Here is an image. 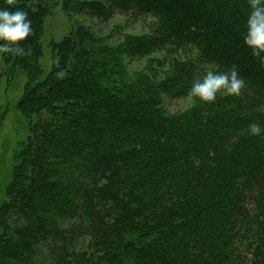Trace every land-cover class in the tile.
<instances>
[{
    "label": "trees",
    "instance_id": "16d2710c",
    "mask_svg": "<svg viewBox=\"0 0 264 264\" xmlns=\"http://www.w3.org/2000/svg\"><path fill=\"white\" fill-rule=\"evenodd\" d=\"M57 4L0 0L33 29L20 42L30 54H0L26 79L0 264H264V136L249 132L264 128V67L243 42L248 0H62L68 16L119 15L147 33L113 45L78 25L50 43L43 74L41 33ZM158 53L149 71L124 62ZM233 65L240 96H189L207 71ZM167 98L193 103L170 113Z\"/></svg>",
    "mask_w": 264,
    "mask_h": 264
},
{
    "label": "rangeland",
    "instance_id": "374dc122",
    "mask_svg": "<svg viewBox=\"0 0 264 264\" xmlns=\"http://www.w3.org/2000/svg\"><path fill=\"white\" fill-rule=\"evenodd\" d=\"M58 1L59 4L53 6L45 18L41 33L42 55L39 64L43 74L49 70L54 60L50 43L69 36L78 25L88 28L89 32L95 36L108 38V43L113 45L127 43L129 38L147 33L145 24H133L119 15H114L109 20H102L82 12L68 16L60 5L62 0ZM162 56V53H158L147 59L133 61L128 60L129 57H125L124 62H127V68L130 71H149L150 68L156 66ZM182 56L184 57V55ZM180 64L179 68H181ZM25 80L18 68L13 67L11 69L10 66L3 63L0 57V200L3 197V185L7 178L12 150L23 134V121L12 110L15 103L23 95ZM192 103L190 99L167 98L165 108L170 113H177L188 109Z\"/></svg>",
    "mask_w": 264,
    "mask_h": 264
},
{
    "label": "clouds",
    "instance_id": "9594fccd",
    "mask_svg": "<svg viewBox=\"0 0 264 264\" xmlns=\"http://www.w3.org/2000/svg\"><path fill=\"white\" fill-rule=\"evenodd\" d=\"M14 2L15 0H6L8 5H13ZM248 4L250 10L245 20L243 42L251 56L264 67V0H248ZM32 31L27 11L0 8V54H30L31 50L26 52L20 42L25 41ZM67 74V69L61 68L55 73V77L62 80ZM245 84L236 65L225 72L209 70L192 84L189 96L200 102L213 103L218 93L221 96H240ZM249 132L251 135L264 136V128L259 123H251Z\"/></svg>",
    "mask_w": 264,
    "mask_h": 264
}]
</instances>
